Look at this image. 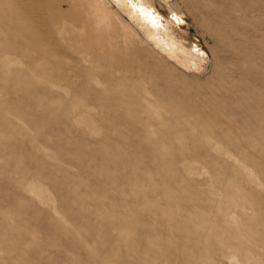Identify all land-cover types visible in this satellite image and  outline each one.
<instances>
[{
  "label": "rangeland",
  "instance_id": "obj_1",
  "mask_svg": "<svg viewBox=\"0 0 264 264\" xmlns=\"http://www.w3.org/2000/svg\"><path fill=\"white\" fill-rule=\"evenodd\" d=\"M175 1L197 78L104 0H0V264H264V0Z\"/></svg>",
  "mask_w": 264,
  "mask_h": 264
},
{
  "label": "bare ground",
  "instance_id": "obj_2",
  "mask_svg": "<svg viewBox=\"0 0 264 264\" xmlns=\"http://www.w3.org/2000/svg\"><path fill=\"white\" fill-rule=\"evenodd\" d=\"M104 2L112 8L119 20L126 22L135 37L169 69L196 78L207 72L210 58L206 48L200 39L191 33L187 13L178 7L175 0ZM171 12L174 15L167 16ZM200 71L202 73H199Z\"/></svg>",
  "mask_w": 264,
  "mask_h": 264
},
{
  "label": "water",
  "instance_id": "obj_3",
  "mask_svg": "<svg viewBox=\"0 0 264 264\" xmlns=\"http://www.w3.org/2000/svg\"><path fill=\"white\" fill-rule=\"evenodd\" d=\"M132 2H133V1H132ZM145 10H146V8H145ZM146 11H147V10H146ZM172 14L174 15V13H172V12H171V13H168L167 16H171ZM173 15H172V16H173ZM182 21H183V20H182ZM183 23H184V21H183ZM183 25H184V24H183ZM188 30H189V29H188ZM191 69H192V68H191ZM192 70H194V69H192ZM200 72H201V71H200Z\"/></svg>",
  "mask_w": 264,
  "mask_h": 264
}]
</instances>
